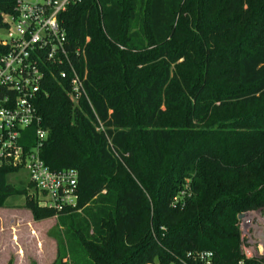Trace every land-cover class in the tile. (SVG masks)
Listing matches in <instances>:
<instances>
[{
    "label": "trees",
    "instance_id": "16d2710c",
    "mask_svg": "<svg viewBox=\"0 0 264 264\" xmlns=\"http://www.w3.org/2000/svg\"><path fill=\"white\" fill-rule=\"evenodd\" d=\"M16 2L0 0V29ZM59 22L84 50L88 99L51 79L35 105L49 130L41 158L78 173V205L42 207L32 183L30 195L9 183L19 169L0 167V208L24 196L36 220L57 217V264H170L204 251L214 264L242 261L238 216L264 214V0H80ZM147 64L160 74L140 80ZM187 181L191 197L173 206Z\"/></svg>",
    "mask_w": 264,
    "mask_h": 264
},
{
    "label": "built area",
    "instance_id": "2783aa9c",
    "mask_svg": "<svg viewBox=\"0 0 264 264\" xmlns=\"http://www.w3.org/2000/svg\"><path fill=\"white\" fill-rule=\"evenodd\" d=\"M80 0H17L15 13L0 29V167L27 174L42 205L61 213L78 205V173L52 171L41 158L49 130L36 108L38 94L51 79L68 87L71 99H88L87 72L82 48L70 47L59 17ZM89 39H87V42ZM192 195L187 183L173 206H183ZM240 221L242 255L238 264L264 261V215L244 213ZM212 252H189L170 264H214Z\"/></svg>",
    "mask_w": 264,
    "mask_h": 264
},
{
    "label": "rangeland",
    "instance_id": "374dc122",
    "mask_svg": "<svg viewBox=\"0 0 264 264\" xmlns=\"http://www.w3.org/2000/svg\"><path fill=\"white\" fill-rule=\"evenodd\" d=\"M215 22L210 24L213 27ZM229 28H226V32ZM217 33H220L218 31ZM124 29L122 33V42L127 41L128 35ZM225 44L231 43L235 39V33H227ZM6 35L0 30V39ZM220 46V45H219ZM234 46H228L226 51L236 57ZM119 53L126 50L123 46L114 47ZM125 50V51H124ZM154 50L150 46L142 57H151ZM138 59L136 54L126 55L125 61ZM150 72L146 71L140 80H147L152 76H158L160 71L157 66H150ZM152 67V68H151ZM120 74L127 72V77L131 80L133 70L129 65L125 64L123 70L119 69ZM140 115V113L136 114ZM9 183L18 188H25L28 195L35 194L28 183L27 174L25 172H15L9 177ZM188 181L184 183L185 185ZM183 189V187H182ZM26 199L24 196H13L6 201V205L0 208V264H57L59 257V242L62 239L61 230L58 225L57 217L36 220L32 212L25 206ZM42 205V204H41ZM42 207H44L42 205ZM264 215V214H263ZM241 231V228H240ZM242 235V231H241ZM65 262V260H64ZM157 264V263H153Z\"/></svg>",
    "mask_w": 264,
    "mask_h": 264
},
{
    "label": "water",
    "instance_id": "95a60500",
    "mask_svg": "<svg viewBox=\"0 0 264 264\" xmlns=\"http://www.w3.org/2000/svg\"><path fill=\"white\" fill-rule=\"evenodd\" d=\"M244 216H245L244 214H240V215L238 216V220L241 221V220L244 218Z\"/></svg>",
    "mask_w": 264,
    "mask_h": 264
}]
</instances>
